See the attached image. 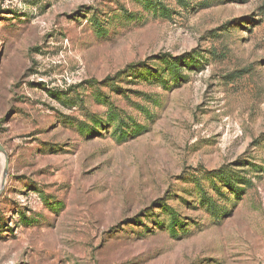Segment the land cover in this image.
<instances>
[{
  "label": "rangeland",
  "instance_id": "obj_1",
  "mask_svg": "<svg viewBox=\"0 0 264 264\" xmlns=\"http://www.w3.org/2000/svg\"><path fill=\"white\" fill-rule=\"evenodd\" d=\"M0 264H264V0H0Z\"/></svg>",
  "mask_w": 264,
  "mask_h": 264
},
{
  "label": "water",
  "instance_id": "obj_2",
  "mask_svg": "<svg viewBox=\"0 0 264 264\" xmlns=\"http://www.w3.org/2000/svg\"><path fill=\"white\" fill-rule=\"evenodd\" d=\"M0 150H2V146L0 145ZM0 193H1V190H0Z\"/></svg>",
  "mask_w": 264,
  "mask_h": 264
}]
</instances>
